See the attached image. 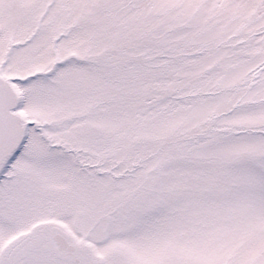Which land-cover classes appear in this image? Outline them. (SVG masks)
<instances>
[{"label":"snow or ice","instance_id":"1","mask_svg":"<svg viewBox=\"0 0 264 264\" xmlns=\"http://www.w3.org/2000/svg\"><path fill=\"white\" fill-rule=\"evenodd\" d=\"M0 264H264V0H0Z\"/></svg>","mask_w":264,"mask_h":264}]
</instances>
